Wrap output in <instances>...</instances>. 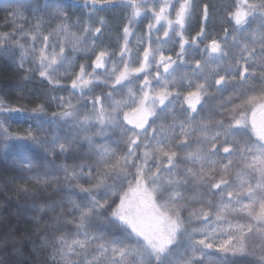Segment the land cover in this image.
<instances>
[{
  "label": "snow or ice",
  "instance_id": "obj_1",
  "mask_svg": "<svg viewBox=\"0 0 264 264\" xmlns=\"http://www.w3.org/2000/svg\"><path fill=\"white\" fill-rule=\"evenodd\" d=\"M83 3L94 12L113 6V0H83ZM119 6L129 10L119 56L101 50L92 61L91 72L81 64L79 72L71 79L72 94H79L77 103L83 109L91 105L83 119L80 108L63 97L60 103L64 110L59 115L54 113L51 120L43 118V105L31 110L38 134L30 131L27 139L46 146V151L52 154L67 152L81 134L93 127H97L100 135L109 129H119L120 136L114 143L117 147L126 145L123 152L108 148L97 150L93 163L63 166L64 182L78 188L85 196L81 202L69 201L74 211L67 214L73 216L75 231L71 239L65 234L56 237L53 264H72L71 258L80 255H84L80 264H103L109 257L111 264H126L129 256L135 258L133 264H196L198 253L204 256L206 250L213 248L225 254V264H264V87L258 95L246 96L240 104L229 98L226 103L233 104L230 109L220 105L225 118L216 120L211 114L201 116L211 99L208 89L213 86L212 79L219 86L217 92L229 86L235 89L236 84L232 82L237 78L243 88L255 78L257 66L261 69L260 78L264 79V32L258 38L253 35L251 41L243 35H234L230 46L226 33L224 47L212 39L204 51L216 55L205 60L204 65L197 60L190 74L177 79V71L189 63L185 59L189 55L185 46L198 47L197 37L190 41L185 36L186 25L199 6L196 0H121ZM229 15L235 21L233 31L242 34L251 20L264 22V0H236L234 11ZM209 16L205 4L203 19L207 21ZM54 17L60 23L47 34L43 29L46 23L43 16L35 17V24L27 31L14 25L13 33H0V50L8 51L6 45L19 48L21 59L31 56L42 79L59 85L61 70L69 75L75 57L65 51L67 45L61 38L69 29L67 13L57 7ZM144 19L149 21L147 46L142 56L134 55L129 37ZM82 23L78 21L76 26ZM161 32L165 40L159 38ZM83 33L93 35L92 27L85 26ZM94 33L102 35L101 28H95ZM197 36L200 42L207 38L203 27ZM22 37L30 38V47H25L28 41L20 42ZM154 37L157 45L179 44L176 60L165 56L161 47L152 46ZM141 43H144L143 38ZM257 44L258 52L254 47ZM229 47L239 48V55H230ZM77 50L74 45L73 52ZM92 50L95 51V47ZM257 58L258 65L253 63ZM215 62H219L217 69L205 73L204 67ZM201 79L203 83L199 82ZM137 81L138 90L133 91L132 86ZM98 88H110V91L93 96ZM124 89L128 90L127 101H116V94ZM177 89L187 91L183 99ZM170 110L172 123L167 127L157 126L156 120ZM20 111L0 101V113ZM60 120L69 125L70 131L63 137L53 133L50 140L44 138V125L54 127ZM0 137L5 141L12 138L2 121ZM83 138L92 145L90 136ZM192 143L200 146L195 152L191 150ZM221 152L226 155L222 156ZM24 159L27 166L32 167L31 160L27 156ZM50 163L55 166V161ZM47 175L41 178L45 182ZM81 179H87L89 186L78 183ZM196 203L201 206L195 208ZM49 207L55 210L62 204ZM185 210L187 217L181 215ZM197 220L205 224L220 222V235L216 228L194 227L193 221ZM223 224H227V230ZM101 225H110L116 230L112 239L97 234ZM250 236L259 241L253 248L245 242ZM93 245L98 256L89 254ZM229 254L233 258L256 256L257 260H229Z\"/></svg>",
  "mask_w": 264,
  "mask_h": 264
},
{
  "label": "trees",
  "instance_id": "obj_2",
  "mask_svg": "<svg viewBox=\"0 0 264 264\" xmlns=\"http://www.w3.org/2000/svg\"><path fill=\"white\" fill-rule=\"evenodd\" d=\"M196 2L199 6L186 25L185 36L190 41L193 37H197L198 47L196 45L191 48L188 45L185 46L189 52L185 59L189 63L186 67L181 66L182 68L177 71L175 75L178 79L182 75L190 74V70L195 67L197 60H200L202 65H204L205 60H210L206 56L200 55V49L210 44L212 39H224L227 33L230 46L234 35H243L247 37L248 41H251L253 35L258 38L259 34L264 32V22L259 19L251 20V18H249L251 23L244 26L245 32L241 34L233 31L235 21L229 12L234 11L236 0H196ZM120 4L121 0H113L112 7L105 6L102 10L94 12L91 6H84L83 0H0V33H13L16 23L29 22L35 17L43 16L50 22H60L54 17V10L57 7L67 13L69 17L67 23L76 24L78 21H85L84 24L92 27L93 33L97 27L101 28L102 32V35H95V42L92 47L84 50L78 49L73 55L70 54V56L75 57V65L69 69V75L62 76L59 87L49 84L35 70L27 68L24 64L22 68L21 63L23 62L18 48L6 45L8 51L0 50V101L12 108L21 109L19 113H0V119L5 120L10 129L9 132L15 135L10 146L0 142V264H53V246L56 244V237L65 234L71 239V233L75 231L73 216L67 214L69 211H74L69 201L81 202L85 196L78 188L69 187L64 182L63 166L93 163L97 158V150L102 151L105 148L115 149L118 152L126 150V145L120 144L117 147L114 143L120 136L119 129H111L109 137L100 146H95L93 143L90 146L83 138L84 136L81 135L79 140L72 143L67 152L59 155L47 152L46 146L35 144L31 139H27L30 131L34 135L38 134L36 131L37 122L32 118L34 114L31 110L33 108H36L37 105H43L45 108L43 118L53 119L54 113L57 115L60 113V98L63 97L64 99L65 92L71 86V79L79 70V66L84 64L92 68V61L95 60L96 54L101 50L119 53L123 46V28L128 22L127 17L129 15V10L120 7ZM205 4L208 5L210 13L207 21L203 19V6ZM16 13L21 15L17 16ZM90 14L92 15L91 19H89ZM148 22L147 19H144L141 24L135 26L129 46L136 52L142 53L143 48L146 47ZM202 27L207 33V38L200 42L197 34ZM141 38H143L144 43H141ZM93 47H95V51L92 50ZM254 47L258 52L259 45H254ZM162 49L165 56H171L174 59L176 53L179 52V44L167 45ZM227 50L232 56L239 55V48L229 47ZM217 63L219 62L208 63L204 67L205 73L216 70ZM228 63L231 64L233 61H228ZM253 63L258 65L259 59L257 58ZM161 70L163 71L162 68ZM260 71V67L257 66L254 69L255 78L243 88L240 87V81L237 78L236 81L232 82L236 84L235 89L229 86L222 92L216 91L219 86H216L214 79H212L213 86L208 89L211 99L201 116L211 114L216 120L225 118L219 107L223 104L225 108L230 109L233 104L226 103L229 98L235 104H240L246 96L258 95L261 87H264V79L260 78ZM199 82L203 83L204 81L201 79ZM177 90L182 92L181 99H183L187 91ZM171 111L157 119L156 125L165 127L170 125L172 123ZM177 115H179L178 112ZM180 119L183 120L184 118L181 116ZM48 127V124L44 125L43 136L50 140L49 137L52 134ZM60 136L63 137L64 135ZM199 147L192 143L191 150L195 152ZM221 155L226 154L221 152ZM25 156L31 160L32 167L27 166L28 162L24 159ZM51 161H55V166L50 163ZM46 174H48L47 182L41 179ZM232 178L234 179L235 176ZM78 183L85 187L89 186L87 179H81ZM61 204L62 207H55V210L49 207V205ZM200 206L199 203L194 205L195 208ZM76 215L79 214L76 213ZM181 215L187 217L188 211H182ZM57 217H59L58 224L56 223ZM193 226L209 230L216 228L218 230L217 235H220V222L205 224L197 220L193 221ZM222 227L227 230V224H223ZM115 231L110 225H101L97 234L112 239ZM196 238L199 239L200 236L197 235ZM245 242L249 248H253L259 243L258 239L252 236ZM88 251L90 255H99L96 253L95 245ZM206 252L207 255L204 256L197 254L196 264H201V262L202 264H225L224 253L215 248L208 249ZM227 258L245 262L257 260L256 256L247 255L233 258L229 254ZM56 259L59 261L58 256ZM71 259L72 264H80L84 255L73 256ZM134 259V257L129 256L126 264H133ZM103 264H111V258L104 260Z\"/></svg>",
  "mask_w": 264,
  "mask_h": 264
},
{
  "label": "rangeland",
  "instance_id": "obj_3",
  "mask_svg": "<svg viewBox=\"0 0 264 264\" xmlns=\"http://www.w3.org/2000/svg\"><path fill=\"white\" fill-rule=\"evenodd\" d=\"M177 8L179 7V4L176 6ZM150 15V14H149ZM173 16H174V12H173ZM46 21V23L44 24L43 26V29H44V33L47 34L48 32H50L52 29L56 28V26L60 23V22H57V21H52L50 22L49 19H44ZM36 20L35 18L33 19H30L29 22L27 21H21L20 24L16 23L15 26H22L24 28L25 31H27L30 27H32L34 24H35ZM85 21L80 24L79 27H77V23H67L69 25V29H68V33L66 35H62V39L66 42V49L65 51L67 53H69V55L72 53V55L76 52H73V46L75 45L77 49H80V50H84L85 48H89V47H92L94 45V42H95V35L93 33V35H85L83 33V28L85 26H87ZM159 27V26H157ZM18 30V29H16ZM135 30V28H134ZM133 30V32H134ZM16 37L14 36V39ZM159 38L161 40H165L166 38L163 37V33H159ZM132 39V36L129 37V41ZM178 39V38H177ZM220 43H221V46L224 47V39H217ZM25 41H28V43H25ZM21 43H25V47H30V38L29 37H22L21 40H20ZM172 43H165V44H161V45H157L155 43V37L153 38V47H161L163 48L164 46H167V45H171ZM209 45V44H207ZM206 45V46H207ZM146 46H147V34H146ZM206 46H204L203 48L200 49V55H204L206 56L208 59H211V57H214L216 54H210L209 51H204L206 49ZM16 48V47H15ZM133 50V54L134 55H139V56H142V53L141 52H136ZM18 51H19V54L21 56V50L18 48ZM109 52H112L111 50H107ZM119 56V53L116 54V57ZM173 60H176V58H174ZM23 64L29 68V69H33L35 70L36 69V65L33 63V60L31 58V56H28L26 58H24L22 60ZM179 63V62H178ZM136 67L139 66V64L137 63L135 65ZM122 67V65H121ZM173 68L176 67V65H173L172 66ZM182 68V67H181ZM36 71V70H35ZM87 71L91 72L92 71V68H89L87 67ZM97 71H101V70H97ZM161 72H163L161 69H160ZM37 72V71H36ZM79 72V70L77 71ZM75 72V73H77ZM38 73V72H37ZM153 75H155V71L153 70ZM62 76H65L63 70H61V73L59 74L58 76V79L60 80V83H61V78ZM142 76L143 74H141V79H142ZM99 79H103V77H99ZM178 79V78H177ZM61 86V84H59ZM59 85H55L57 87H59ZM65 87H68V86H65ZM119 87V86H117ZM133 87V91H137L138 90V87H139V81L136 82L135 85L132 86ZM87 91V90H85ZM110 91V88H103V89H100L98 88L95 93H93L92 95L95 96V95H104V94H107L108 92ZM178 91V90H177ZM78 93L76 95H73L72 94V90H71V86L68 88V90H66L65 92V97H64V100L65 101H68V100H71V103L72 105H74L76 108H80V112H81V119H83V116L84 114H86L90 108H91V105H89L88 109H83L81 108L80 104L77 103V98H78ZM127 97H128V90L127 89H124L122 92L116 94L115 96V100L116 101H120V102H124V101H127ZM84 103V101H81V104ZM61 106V109H60V113L64 110L63 106L60 104ZM111 110V109H109ZM157 111H159V109H157ZM58 113V115L60 114ZM152 119V118H150ZM0 121H2L4 123V126L6 128H8L7 124L5 123V120L4 119H0ZM50 129V133L53 134H60V135H65V133H68L70 131V127L67 123H65L64 120H60L58 122V125L57 126H54V127H48ZM8 130L10 131V129L8 128ZM110 130L109 129L104 135H100V134H97V127H93L91 129H89L86 133H83L81 135H87V136H90L91 139H92V143L95 145V146H100V144H102L104 141L107 140V138L109 137V134H110ZM11 133V132H10ZM15 135H12V138L8 139V140H4L3 137H0V142L1 144H5L6 146H10L11 145V142H12V139H15L14 137ZM52 136H50L49 138L51 139Z\"/></svg>",
  "mask_w": 264,
  "mask_h": 264
}]
</instances>
